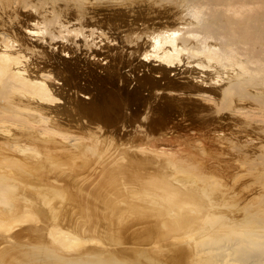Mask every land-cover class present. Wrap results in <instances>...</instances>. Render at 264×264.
Masks as SVG:
<instances>
[{"label":"bare ground","instance_id":"1","mask_svg":"<svg viewBox=\"0 0 264 264\" xmlns=\"http://www.w3.org/2000/svg\"><path fill=\"white\" fill-rule=\"evenodd\" d=\"M87 1L0 0V264H264L263 207L216 199L200 174L202 156L243 166L264 148V0H166L141 23L130 45L170 95L154 115L177 122L122 136L98 106L56 110L91 98L78 62L56 60H99Z\"/></svg>","mask_w":264,"mask_h":264},{"label":"rangeland","instance_id":"2","mask_svg":"<svg viewBox=\"0 0 264 264\" xmlns=\"http://www.w3.org/2000/svg\"><path fill=\"white\" fill-rule=\"evenodd\" d=\"M90 1L92 2V7H94L93 9H96V12H98L101 8L102 11H99L98 14H101L103 12V14L99 16V22L95 23L96 25L86 24L84 22V24L89 26L94 25L95 28H97L99 31L106 33L103 37H101L102 41L101 39L96 38L97 42L100 41L97 44L98 50L101 52L99 60H92L90 54H85V52L83 53L85 55L74 54L70 58H64L61 57V55H58L56 56V60L60 62L67 61L68 66H71L72 68H74L73 64L78 62L77 75L81 84L79 85L81 87L83 86L82 88H85L87 93L89 92L88 94L90 95H88V97L91 98L87 100L85 99V97L74 96L75 98L72 99L73 96H70V100H73L74 102L69 101L71 102V104H63L66 101L64 102V100H62L61 104H58V109L56 108V110H58L59 112L65 111L68 106H71L72 104L74 105L75 102V104H77L79 101L82 102L79 103L83 106H98L95 108H100L102 110L99 111L98 109H96V118L100 119L101 121L110 120L111 125H114L113 127L116 128L118 126L119 129L117 128V132L120 131L121 136L125 135V133L127 132L135 130V128L139 131V127L137 128V125L144 126L146 128L148 127V124L151 120L153 122V120H156L157 118H161L160 120L164 119L165 121L168 120L167 125L170 122L176 123L177 121L175 122V119L177 118H175V116L173 115L174 113L168 114V116H171L170 120L166 119L168 118V116H164L163 118L161 116L157 117L159 115H154L155 111L152 106L154 107L158 104H162L164 102V99L165 101H167V96L170 95H166L162 88L165 81H162L163 79L162 77H160V74H158L159 77H157V74H154L152 70L154 68H158L157 66H155L156 63H141V53H143L146 48H141L140 44L137 45L138 47L136 45L131 46L129 42L135 37V34L137 35L138 33L143 32L144 27H146L148 24L149 27L147 26L146 28L150 29L151 25L152 29L155 28L157 25L154 26V22L158 24L157 21L159 19L157 20V18L161 17L162 14L166 12L165 7L169 9V3L164 2L166 0H88L87 2L89 3ZM75 4H77V7L80 6L78 2ZM96 4L97 7H95ZM167 4L169 5L168 7ZM77 7L75 6V9H72V11L77 10ZM131 12H134V16ZM129 15L132 17H129ZM147 15L148 17H146ZM100 17L102 20L100 19ZM133 17L134 19H136V22L138 21L137 24L133 22ZM142 18L145 22H143ZM151 20L154 21V24L151 23ZM146 22L149 23L146 24ZM141 23H145L146 26L142 25ZM104 37H106V40L104 39ZM134 47L137 49H135ZM174 73L177 72L173 71L171 72V74L169 73L168 76L170 80H172V83L177 85L176 83H181L182 81L181 79H179V76L174 75ZM89 80H92V82H89ZM159 80L161 81L159 82ZM155 81L157 83H155ZM153 86H156V89L159 88V90H157L156 92L160 94L155 93V89H153ZM160 88H162V91L160 90ZM148 103H151V108L149 107ZM105 111L106 113H104ZM144 114L146 115L144 116ZM171 114L173 115V117ZM104 116H108L110 118L107 117V119H105ZM100 117H103V120ZM262 118L261 120H264ZM164 120H162L163 123H161L162 121L159 122L161 124H164ZM171 120H173L174 122ZM171 123L169 125H171ZM257 124H252L253 128H255V125L257 130L259 126L262 127V125H264L263 122H261V125H259V123ZM123 127L126 128L123 129ZM261 127H259L260 130ZM256 128L254 129V131H256ZM249 129L251 130L252 128L250 127ZM263 129L264 128H262L261 131H263ZM260 130L258 131L261 132ZM262 134L260 138L264 141V136ZM260 149L255 151L254 153L256 154H254L252 150L249 151L243 148V150L245 151V156L242 155L243 153H240L243 151H239L241 156H239L238 153H236L235 151V154L238 155L239 158H241L240 160H245V157L249 158L248 160H250V158L253 159L250 164L246 163V161L248 162V160H245L246 165H236L235 167L234 165L231 167H223L221 165L219 166L217 164L218 162H215L218 160V157L216 158L215 156L208 155V157L210 156V158H213L207 159L202 156L205 164H203L204 166L201 165L202 167L200 169V174L205 175L209 184L213 186L212 194L216 199L220 200L223 196L226 198L229 196L231 197L232 201L236 204V208H240L244 204L253 206H257V204H260V206L264 209V206H262V204L264 205V165H262L261 163L259 165H262L263 167L256 166V164L260 163L259 159L264 157V148L261 150ZM242 156H244L245 159H242ZM257 158L258 161H255ZM219 159L221 158L219 157ZM253 162H255V166L252 164ZM54 199H58V197L54 196Z\"/></svg>","mask_w":264,"mask_h":264}]
</instances>
